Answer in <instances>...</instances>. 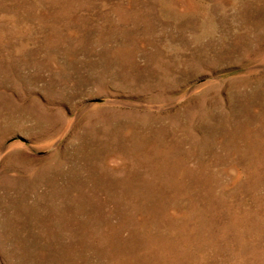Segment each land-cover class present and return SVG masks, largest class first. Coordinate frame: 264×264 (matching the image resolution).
I'll return each mask as SVG.
<instances>
[{"label":"rangeland","instance_id":"1","mask_svg":"<svg viewBox=\"0 0 264 264\" xmlns=\"http://www.w3.org/2000/svg\"><path fill=\"white\" fill-rule=\"evenodd\" d=\"M0 264H264V0H0Z\"/></svg>","mask_w":264,"mask_h":264}]
</instances>
